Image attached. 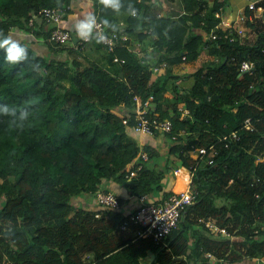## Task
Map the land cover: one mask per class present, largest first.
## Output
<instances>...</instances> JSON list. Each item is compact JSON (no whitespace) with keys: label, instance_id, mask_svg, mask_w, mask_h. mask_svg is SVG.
Here are the masks:
<instances>
[{"label":"trees","instance_id":"1","mask_svg":"<svg viewBox=\"0 0 264 264\" xmlns=\"http://www.w3.org/2000/svg\"><path fill=\"white\" fill-rule=\"evenodd\" d=\"M80 1L0 0V32L29 55L11 64L0 49V105L17 110L16 118L0 114V264H144L150 251V264H264V29L252 45L211 40L205 33L219 23L223 1L215 0L207 21L205 0H184L192 13L172 24L168 40L162 32L170 17L140 18L146 0H120L119 12L91 0L105 33L120 40L110 50L92 39L107 52L97 61L88 48L52 41L51 24L39 14L52 7L66 18ZM246 58L254 69L242 72L238 62ZM162 62L163 72L153 75ZM150 95L147 117L169 118L175 132L189 133L172 142L158 132L166 157L143 145L149 159L129 177L143 137L132 131L134 98ZM181 105L189 112L183 115ZM21 110L28 112L24 121ZM248 118L253 129L245 127ZM232 131L241 138H223ZM212 143L220 149L216 164L195 170V203L166 243L136 239L134 224L122 230L129 212L123 198L102 188L106 180L123 183L133 197L167 196L175 170L195 166L193 147ZM101 189L120 206L101 204ZM199 218H214L232 236L211 234Z\"/></svg>","mask_w":264,"mask_h":264},{"label":"built area","instance_id":"2","mask_svg":"<svg viewBox=\"0 0 264 264\" xmlns=\"http://www.w3.org/2000/svg\"><path fill=\"white\" fill-rule=\"evenodd\" d=\"M135 14L137 12L133 10ZM90 13L96 17L95 32L98 36L103 35L105 40L103 41L111 50L119 43V39L116 34L108 35L105 33L104 24L100 20L99 13L91 10ZM39 14L43 16L51 25L50 39L58 44L70 43L73 40V33L66 26L65 18L62 13L56 8L47 7L40 10ZM215 16L220 19L219 23L212 27L207 37L211 40H220L222 38L229 40L230 42H239L241 44H254L259 32L264 29V0H251L246 9L240 11L235 17L226 18L224 16L223 8L215 12ZM32 21V20H31ZM259 25V27H257ZM258 28L260 29L258 31ZM80 49H84L86 41L80 39L75 45ZM202 54L199 55V57ZM117 60V58H114ZM236 57H232L231 60L237 62ZM240 70L242 72L250 71L254 69V62L250 58L243 59L238 62ZM167 63L162 62L159 66L153 68L154 72H160L163 67H166ZM136 101V119L137 123L133 127V132L140 136H154L161 133H170L171 141L176 142L179 134L189 133L186 129H182L180 132L174 131L173 121L169 118L159 117H147L146 110L150 105L153 95L143 101L140 96H135ZM183 115L188 113L189 110L179 106ZM124 122H127L124 119ZM245 127L253 129L251 119L245 120ZM224 139L238 140L240 135L237 131H232L230 134H225ZM229 144L226 143V146ZM216 144L196 145L190 151V156L196 161L195 166L188 168L189 177L186 180V186L179 191H173L167 196H161L158 199L152 200L147 195H141L137 197L138 203L133 210L129 212V219L124 221L121 228L125 230L130 224L137 226L135 237L138 238H152L156 245L166 243L167 237L170 233L179 226L181 220L184 217V213L188 207L195 203L198 195V187L194 179L195 170H198L206 165H215L216 158L220 149ZM148 152L141 147L138 157L132 162L133 169L129 173V177L137 175L138 171L142 168L143 164L140 160H148ZM178 169L175 170V173ZM98 201L105 206L119 207L120 201L113 192H107L101 189L97 193ZM201 222L210 229L211 234H220V238L226 239L231 237V232L225 226H221L216 223L214 218H199ZM226 237V238H225ZM205 256L212 258V254L206 251Z\"/></svg>","mask_w":264,"mask_h":264},{"label":"crops","instance_id":"3","mask_svg":"<svg viewBox=\"0 0 264 264\" xmlns=\"http://www.w3.org/2000/svg\"><path fill=\"white\" fill-rule=\"evenodd\" d=\"M205 9L202 13L203 18H205L207 21L212 18V16L214 15V7H215V0H205ZM223 1V12H224V16L226 18H235L240 11L246 9L248 3L251 0H221ZM92 9V2L91 0H81L78 5L75 6L74 11L70 12L68 14V16L65 18V23L66 26L71 29L74 30L75 33L77 35V32L75 30V24L80 20L83 19L84 16H86L88 14V12ZM192 12H187L185 10V1L184 0H146V5L142 8L141 12H140V18L144 21H148V20H152L155 18H160L163 16H168L170 17V21H169V25L168 27L162 32L163 36H165L168 40L172 39L173 35H172V24L175 21H180L181 16L185 15V14H191ZM257 27H259V25H257ZM260 29L258 28V31ZM206 36V33H205ZM39 43H42L40 40H38ZM146 43V42H143ZM131 48L136 49V45L134 43H132L130 45ZM86 48H88V51L85 52L86 55L89 56V58L94 59V60H102V58L107 54V52L103 49V48H98L96 49V47L93 45L92 40H90L87 43ZM151 48H147V51H150ZM204 54V53H203ZM200 62V61H199ZM199 62H196L195 64L197 65ZM189 66V65H188ZM158 75V74H155ZM168 95H170L168 93ZM165 137H161L159 135H154V136H143L139 142H140V146L144 147L143 145L146 144H150L153 148H157L158 151L162 150L161 152H163L162 156L163 158L166 157L167 154V145L165 142ZM174 156V155H173ZM172 154L170 155V158L173 157ZM162 160L165 162V159ZM174 159L172 158V161ZM181 168H185L188 176L182 180L183 177V173L181 172ZM175 179L174 181L171 182L170 186L165 188L167 191L172 190V191H179L182 190L185 186H186V180L189 177V169L185 166H180L178 168V172L175 173ZM181 180L184 182V186L182 188H180L182 186L181 184ZM102 188H108L109 190L115 192L120 198H123L124 200V204H123V210L127 213L130 212V210H133L137 203V197H133L130 196V193L128 191V189L126 188L125 185H123V183H120L114 179H109L106 180L104 185L102 186ZM165 191V190H164ZM161 196H164L163 192L157 193L155 195H152L149 197L150 199H158ZM148 258V257H147ZM147 258H145L144 260H146ZM146 262H144L145 264Z\"/></svg>","mask_w":264,"mask_h":264},{"label":"clouds","instance_id":"4","mask_svg":"<svg viewBox=\"0 0 264 264\" xmlns=\"http://www.w3.org/2000/svg\"><path fill=\"white\" fill-rule=\"evenodd\" d=\"M99 2L105 8H112L116 12L120 11V7H121L120 0H99ZM91 10H93V8ZM133 14L135 13L133 12ZM105 23L107 24V21H105ZM95 27H96V17L94 14L89 12L86 16H84L83 19H80L75 24V30L77 32V35L74 33L73 35L78 37V41L80 39L86 41V46L87 43L92 39H95L97 43L103 42L105 40V37L103 35L96 36L94 32ZM207 33H206V37H207ZM78 41L74 42L72 40L70 44L72 45L77 44ZM86 46L83 49V51L86 50ZM0 49L4 50L5 60L11 64H18L23 61H27L29 59L27 46L22 44L18 39H15L12 34L5 35L4 33L0 32ZM156 66L160 67V65H156ZM156 66L152 67L153 75L155 74L159 75L163 72V69L160 72H154L153 68ZM16 112L17 110L15 108H9L7 105H0V114L10 115L13 118H16ZM27 116H28V112L26 110H21L18 119L19 121H24L27 119ZM13 122L15 123V119ZM145 262H146L145 264L151 263L148 260V258L145 260Z\"/></svg>","mask_w":264,"mask_h":264},{"label":"water","instance_id":"5","mask_svg":"<svg viewBox=\"0 0 264 264\" xmlns=\"http://www.w3.org/2000/svg\"><path fill=\"white\" fill-rule=\"evenodd\" d=\"M73 41L74 42H77L78 41V37L77 36H74ZM154 259H155V254L150 251L149 254H148V260L150 262H152Z\"/></svg>","mask_w":264,"mask_h":264},{"label":"rangeland","instance_id":"6","mask_svg":"<svg viewBox=\"0 0 264 264\" xmlns=\"http://www.w3.org/2000/svg\"><path fill=\"white\" fill-rule=\"evenodd\" d=\"M90 12V11H89ZM88 12V13H89ZM201 58H203L204 57V55H203V53H202V56H200ZM214 58V57H213ZM84 60V59H83ZM200 62H202V61H200ZM84 64H88V62L86 61V60H84ZM187 64V63H186ZM186 68H187V65H186V67H182V69H180L181 70V72H185L186 71ZM179 70V71H180ZM163 153V152H162ZM173 156V155H172ZM172 158H174V156L172 157Z\"/></svg>","mask_w":264,"mask_h":264},{"label":"bare ground","instance_id":"7","mask_svg":"<svg viewBox=\"0 0 264 264\" xmlns=\"http://www.w3.org/2000/svg\"><path fill=\"white\" fill-rule=\"evenodd\" d=\"M188 176V173L186 172L184 175H183V177H182V180L183 179H185L186 177ZM181 180V184H182V186L180 187V188H182L184 185V182Z\"/></svg>","mask_w":264,"mask_h":264}]
</instances>
